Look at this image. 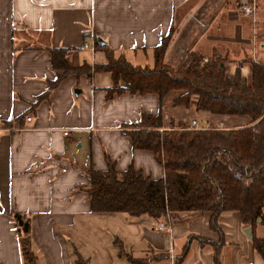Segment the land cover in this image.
Instances as JSON below:
<instances>
[{
	"label": "crops",
	"instance_id": "obj_1",
	"mask_svg": "<svg viewBox=\"0 0 264 264\" xmlns=\"http://www.w3.org/2000/svg\"><path fill=\"white\" fill-rule=\"evenodd\" d=\"M226 3L231 0H0V264H22L10 213L29 216L37 264H169L170 253L175 264H215L211 250L196 240L183 254L188 236L218 241L209 213L173 221L168 234L147 217L91 212L86 194L75 187L87 183L90 167L106 169L104 154L117 171L133 167L154 180L163 176L152 151L132 149L121 132L123 123L137 122L142 112L159 114L163 128L191 120L200 128L248 124L195 110V94L183 109L172 104L174 91L161 99L152 92L127 91L108 97L110 73L92 71L106 62L105 52L82 47L84 41L100 39L115 56L151 65L152 48L171 25L180 27L185 13L208 11L199 21L210 22L218 34L201 35L191 47L208 52L217 45L224 59L264 62V0H256L254 22L238 6L225 21ZM226 23L232 32L224 30ZM48 47L72 48L69 62L91 71L65 74L47 97L35 102L57 73ZM241 72L247 74L245 64ZM217 223L224 241L220 264H264L251 244L252 236L264 239V224L248 227L249 238L238 212L221 214Z\"/></svg>",
	"mask_w": 264,
	"mask_h": 264
},
{
	"label": "trees",
	"instance_id": "obj_2",
	"mask_svg": "<svg viewBox=\"0 0 264 264\" xmlns=\"http://www.w3.org/2000/svg\"><path fill=\"white\" fill-rule=\"evenodd\" d=\"M174 27L175 24L171 25L152 48L151 65L132 64L95 40V47L105 52L106 62L94 65L92 71L110 73L112 85L107 88V96L123 91L152 92L161 99L174 91L172 104L186 108L190 96L195 94V110L241 117L248 124L193 129L180 123L163 128L159 114L142 112L137 122L123 123L121 132L128 137L132 149L152 151L163 176L154 180L133 167L117 171L104 154L106 169L96 171L90 167L86 170L87 183L76 186L75 192L86 194L93 213L123 214L130 219L147 217L160 224L165 222L166 215L173 223L209 213V227L218 235V241L188 236L183 254L196 240L200 247H208L214 263L220 264L218 255L224 241L217 220L221 214L238 212L243 227L251 230L257 222L264 224V63L237 60L229 75V65L217 51L202 62L203 54L191 50L173 67L164 61V54ZM71 50L49 48L51 66L57 73L35 102L47 97L65 74L89 75L88 65L69 62ZM247 60L248 81L241 75ZM9 217L17 234L22 264H37L31 248L29 216L10 213ZM251 244L264 257V239L252 236Z\"/></svg>",
	"mask_w": 264,
	"mask_h": 264
},
{
	"label": "rangeland",
	"instance_id": "obj_3",
	"mask_svg": "<svg viewBox=\"0 0 264 264\" xmlns=\"http://www.w3.org/2000/svg\"><path fill=\"white\" fill-rule=\"evenodd\" d=\"M236 9H237V5H236L235 0H231V3H226L225 10H224L226 15L224 17V20L225 21L231 20L230 17L228 16L229 15L228 11H230V10L236 11ZM207 12L208 11H205V12L201 11V12L197 13L198 14L197 16H195V15L191 16L190 13L189 14L187 13L188 16H186L187 15L186 13L184 14L185 20H184L183 24L180 25V27H178V28L175 26L173 28V31L169 35V41H168V45L166 47V50H168L167 51L168 53H167V56L164 57V61L166 63H169L173 67H176L177 64L185 58L184 56L188 52H191V50L199 49V52L200 51H201V53L203 52L202 58L203 57L207 58L206 56L208 54H211L214 51H217L219 53V47L217 45H213L212 49H210L208 52L205 50L203 51L200 47H197V48L191 47L192 43L196 40V38L198 37V39H199L201 35L203 38L204 37L206 38V35H208V34H218L217 30L215 31V28H213V26L209 27L210 22L208 23V26H205L202 22L199 21L201 19L205 20L204 17L206 16ZM214 14L216 16L218 13L217 12L213 13L212 17L214 16ZM222 14H223V12H222ZM246 20H248V19H246ZM178 23L179 22H177V25H178ZM245 24H247V26H248V21H246V23H243V26H246ZM226 25H225L226 28L224 30H226L227 33H229V31L232 32V28L229 27L230 25L228 23H226ZM249 25H251V22H249ZM253 30H254V28H253ZM247 32H248V28H245V32L243 34H245ZM250 32H251L250 37L253 41L254 31L252 32V29H250ZM205 44L206 43H204V46H205ZM166 50H165V52H166ZM164 56H165V54H164ZM202 58H201L202 62L207 61V60L204 61ZM252 61H254V60H252ZM225 62L229 65V75H231V73L233 72V69H234L233 66L235 64V61H233V60H231L225 56ZM255 62H257V61H255ZM259 63H264V62H259ZM244 64L247 66V74L245 73V75H243L241 72V75L244 79H246L248 81V79H249V63H248V60ZM171 94H169V95H171ZM178 109H183V108L180 106V107H178ZM172 112H173V110H172ZM189 113L190 112H188V114ZM195 115H201V114L199 112ZM214 117H217V116H214ZM236 118H238V117H236ZM238 119H243V118L239 117ZM189 125H190V123H189ZM223 126L224 125H222V127ZM197 128H200V127H198V125H197ZM197 128H193V129H197ZM263 213H264V210H263Z\"/></svg>",
	"mask_w": 264,
	"mask_h": 264
},
{
	"label": "built area",
	"instance_id": "obj_4",
	"mask_svg": "<svg viewBox=\"0 0 264 264\" xmlns=\"http://www.w3.org/2000/svg\"><path fill=\"white\" fill-rule=\"evenodd\" d=\"M238 9L241 13L244 15H247L251 18L252 22L255 20L256 15V0H239ZM82 47L88 49L91 53L95 50V44L93 41L87 42L84 41L82 43ZM204 61L207 60V58H202ZM25 119L28 121L30 120V116H26ZM189 127L191 128H197V122L195 120L190 121ZM63 134H67V131H63ZM171 226L172 222L168 215L165 216V222L159 226V229L163 232H166L168 234L171 233ZM169 264H174L173 262V255L170 253L169 255Z\"/></svg>",
	"mask_w": 264,
	"mask_h": 264
},
{
	"label": "water",
	"instance_id": "obj_5",
	"mask_svg": "<svg viewBox=\"0 0 264 264\" xmlns=\"http://www.w3.org/2000/svg\"><path fill=\"white\" fill-rule=\"evenodd\" d=\"M97 43L102 46L104 45V42L101 41L100 39H96ZM245 233L246 236H248L249 238H251V233H250V228L246 227L243 231Z\"/></svg>",
	"mask_w": 264,
	"mask_h": 264
},
{
	"label": "bare ground",
	"instance_id": "obj_6",
	"mask_svg": "<svg viewBox=\"0 0 264 264\" xmlns=\"http://www.w3.org/2000/svg\"><path fill=\"white\" fill-rule=\"evenodd\" d=\"M174 262V261H173ZM175 264V263H174Z\"/></svg>",
	"mask_w": 264,
	"mask_h": 264
}]
</instances>
